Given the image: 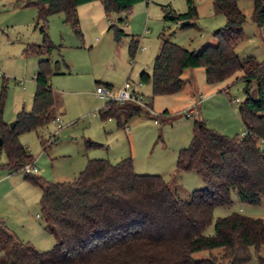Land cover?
<instances>
[{"label": "trees", "instance_id": "trees-1", "mask_svg": "<svg viewBox=\"0 0 264 264\" xmlns=\"http://www.w3.org/2000/svg\"><path fill=\"white\" fill-rule=\"evenodd\" d=\"M93 1L97 0L27 3L37 10L36 25L42 24L44 38L40 46L27 45L24 54H49L53 46L43 26L51 15L62 14L64 22L80 37L77 6ZM98 1L105 14H129L136 3L148 0ZM211 1L213 13L225 19L224 26L212 33L215 43L198 52L190 51L169 41L162 32L151 75L143 72L139 76L141 84L150 83L154 97L177 94L185 84L182 74L186 69L202 68L205 82L210 85L240 73L235 81L243 83L244 99L236 112L244 133L228 137L201 122L195 123L190 144L177 153L175 169L195 173L204 187L180 198L176 188L162 176L135 173L131 157L116 163L89 159L70 182H49L25 173L24 180L40 190L38 204L44 229L54 239V245L48 251H38L20 241L5 225L0 226V264H246L251 248L257 254V263L264 264L259 257L264 245L263 218L233 212L213 221L216 207L232 204L231 192L240 202L250 205L258 204L264 196V63L251 58L241 60L235 52L244 38L246 21L238 0ZM251 1V20L263 28L264 0ZM185 2L187 11L172 13L173 20L189 22L197 17L194 0ZM168 16L164 14L163 19ZM108 30H113L115 41L125 35L113 25ZM137 49V41L131 40V59ZM49 73V60H39L31 109L17 113L12 129L3 120V89L0 93V152L6 157L0 169L8 173L32 165V156L19 142V136L56 118ZM252 82L256 84V96L250 93ZM142 113L136 104L106 101L97 115L101 121L113 120L118 129H125ZM40 140L43 150L52 142ZM95 146L98 145L88 142L86 147ZM211 224L213 234L205 235ZM214 250L220 255H213ZM202 251L209 252L208 258L195 259L194 254Z\"/></svg>", "mask_w": 264, "mask_h": 264}, {"label": "rangeland", "instance_id": "rangeland-1", "mask_svg": "<svg viewBox=\"0 0 264 264\" xmlns=\"http://www.w3.org/2000/svg\"><path fill=\"white\" fill-rule=\"evenodd\" d=\"M34 1L0 0L3 120L9 124L19 111L31 109L35 91L33 79L38 62L43 59L50 62L48 79L60 103L57 113L63 108V114L56 116L60 118V128L56 122H50L19 136V142L32 156L29 173L49 182H70L89 159L116 163L131 157L135 173L162 176L176 188L180 198L202 189L204 182L195 173L175 169L177 153L190 144L195 123L201 122L208 129L228 137H240L244 133L236 112L244 99L243 83L235 81L240 73L210 85L205 82L203 69L195 68L197 70H188L182 76L191 82L185 84L178 94L154 97L150 83L141 84L139 75L142 72L151 75L160 45L158 37L162 32L169 41L190 51L198 52L201 46L215 43L212 33L224 26L225 19L213 13L211 0H194L197 17L185 26H181L183 21L172 17V13L187 11L185 0H150L149 16L137 8H146L145 1L136 3L129 14H104L100 1H96L94 5L99 11L96 19L90 18L89 13L82 15L81 19L78 17L80 37L64 22L62 14L51 15L43 28L53 47L48 55L42 56L23 52L27 45L43 44L42 24L36 25L37 10L26 5ZM238 7L246 21L244 38L236 45L235 52L241 60L251 58L264 63V26L258 28L251 20L253 2L238 0ZM166 13L169 16L164 20ZM111 25L125 34L118 41L114 40L113 30H108ZM131 40L138 43L132 59L128 55ZM125 81L142 94L148 109L142 108L141 116L132 119L125 129H118L113 120L99 119L98 110L107 100L99 99L95 90L97 86L106 87L104 83H107L111 85L112 94L116 95ZM192 90L197 92L196 103L190 94ZM250 93L256 96L255 82L251 83ZM190 108H194L192 114L186 117ZM165 111L167 114L164 115ZM155 119L159 124L154 123ZM40 138L52 140L46 150H43ZM88 142L98 146L87 148ZM5 161V154L0 152V164ZM24 175V170L8 174L0 169V226L5 225L20 241L38 251H48L53 247L54 239L44 229L38 204L40 190L25 181ZM230 197V206L214 209L213 221L233 212L264 219V196L256 205L240 202L235 192H231ZM204 234H213V224L205 229ZM211 253L220 255L218 250ZM249 253L250 261L246 264H258L253 248ZM208 255L209 252L202 251L194 254V258L203 260ZM259 257L264 259V245Z\"/></svg>", "mask_w": 264, "mask_h": 264}, {"label": "built area", "instance_id": "built-area-1", "mask_svg": "<svg viewBox=\"0 0 264 264\" xmlns=\"http://www.w3.org/2000/svg\"><path fill=\"white\" fill-rule=\"evenodd\" d=\"M3 75L0 72V78H2ZM95 94L99 99H104L107 101L115 102L119 105H123L125 103H133L139 106L140 108H147V103L144 102V99L142 95L138 94L134 87L128 82L125 81L122 87L118 90L117 94H112L111 90L108 87L103 86H97L95 90ZM150 111V110H149ZM192 109H189L186 111L185 116L190 117V114H192ZM152 112V111H150ZM57 123L58 128H60V118L56 117L54 120ZM154 123L157 124L158 120L155 119ZM29 167L26 166L23 170L25 173H29ZM38 217V216H37Z\"/></svg>", "mask_w": 264, "mask_h": 264}, {"label": "crops", "instance_id": "crops-1", "mask_svg": "<svg viewBox=\"0 0 264 264\" xmlns=\"http://www.w3.org/2000/svg\"><path fill=\"white\" fill-rule=\"evenodd\" d=\"M98 1V0H97ZM149 1L150 0H148V1H145L146 2V4H147V6H146V8H144V7H137V8H139V10H141V11H143L146 15H148L149 16V14H150V11H151V6L149 5ZM96 1H93V2H90V3H85V4H81V5H79V6H77V15H78V17L81 19V17H83V16H86V13H89V17L90 18H95L96 19V14H98V8L96 9V6L94 5V4H96L95 3ZM211 3H212V1H211ZM93 4V5H92ZM100 6L102 7V4H101V2H100ZM100 7V8H101ZM133 8V7H132ZM102 9H103V7H102ZM104 11V10H103ZM132 11V10H131ZM131 13V12H130ZM104 14H105V12H104ZM83 15V16H82ZM149 19V18H148ZM120 20V19H119ZM94 24H95V21H94ZM160 35V34H159ZM159 38V37H158ZM175 43V42H174ZM178 45V44H177ZM205 46V45H204ZM203 46H201V48H202ZM159 48H160V45H159ZM159 48H158V51H159ZM158 53V52H157ZM156 56V55H155ZM188 70H197V69H186V70H184V72H183V74H182V76L185 74V72H187ZM143 73V72H142ZM147 75H148V73H146ZM140 76V75H139ZM184 81H185V84H187V83H189V82H191L190 80H188V79H184ZM148 84V83H147ZM185 84L183 85V87L185 86ZM50 85H51V83H50ZM104 85L106 86V85H108L109 87L108 88H110L111 87V85L110 84H107V83H104ZM51 87H52V85H51ZM183 87H182V89H183ZM53 88V87H52ZM181 89V90H182ZM54 90V89H53ZM180 90V91H181ZM179 91V92H180ZM194 90H192L191 92H190V94H191V96L193 97V101H195L194 103H196L197 102V100H196V96H197V92L195 91V92H193ZM178 92V93H179ZM177 93V94H178ZM54 97H55V109H54V112H55V115L57 116V115H61V114H63V108H61V109H59L58 111V113H57V109H58V107H59V104L60 103H58L57 102V100H56V96H57V93L54 91ZM142 95V94H141ZM175 95V94H174ZM32 99H33V96H32ZM199 102V101H198ZM197 106V105H196ZM150 108H152V106H151V104H150ZM190 109H192V108H190ZM194 109V108H193ZM192 109V110H193ZM166 112V111H165ZM167 114V113H166ZM53 122H55V121H53ZM157 124H159V122L157 123ZM9 174V173H8Z\"/></svg>", "mask_w": 264, "mask_h": 264}, {"label": "water", "instance_id": "water-1", "mask_svg": "<svg viewBox=\"0 0 264 264\" xmlns=\"http://www.w3.org/2000/svg\"><path fill=\"white\" fill-rule=\"evenodd\" d=\"M188 23H189L188 21H183V22H181V26H185V25H187ZM14 125H15V120L12 121V122H10V123L8 124V126H9L10 129H12V128L14 127ZM0 145H1V142H0Z\"/></svg>", "mask_w": 264, "mask_h": 264}]
</instances>
